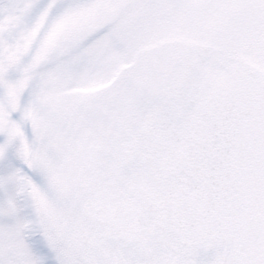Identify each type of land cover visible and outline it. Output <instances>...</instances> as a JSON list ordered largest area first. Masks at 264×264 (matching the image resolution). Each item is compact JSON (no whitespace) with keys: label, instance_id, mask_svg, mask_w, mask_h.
I'll return each mask as SVG.
<instances>
[{"label":"snow or ice","instance_id":"1","mask_svg":"<svg viewBox=\"0 0 264 264\" xmlns=\"http://www.w3.org/2000/svg\"><path fill=\"white\" fill-rule=\"evenodd\" d=\"M0 264H264V0H0Z\"/></svg>","mask_w":264,"mask_h":264}]
</instances>
